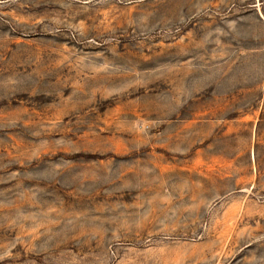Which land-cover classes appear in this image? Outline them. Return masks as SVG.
Masks as SVG:
<instances>
[{"label":"rangeland","instance_id":"obj_1","mask_svg":"<svg viewBox=\"0 0 264 264\" xmlns=\"http://www.w3.org/2000/svg\"><path fill=\"white\" fill-rule=\"evenodd\" d=\"M0 264H264V0H0Z\"/></svg>","mask_w":264,"mask_h":264}]
</instances>
